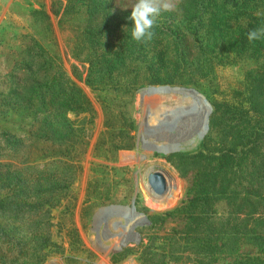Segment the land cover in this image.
<instances>
[{"label": "rangeland", "instance_id": "rangeland-1", "mask_svg": "<svg viewBox=\"0 0 264 264\" xmlns=\"http://www.w3.org/2000/svg\"><path fill=\"white\" fill-rule=\"evenodd\" d=\"M173 2L174 9L157 18L153 38L137 43L128 19L135 0L73 1V7L90 6L93 30L116 31L123 57L150 62L139 71L149 82L124 108L133 121L130 130L127 121L120 120L122 127L118 116L102 107L109 95L97 89L99 77L88 81L90 65L65 47L58 21L67 1L0 0V264L264 259L258 246L240 238L253 234L250 209L256 199L264 213L263 136L255 148L246 144L264 129V39L252 41L241 60L232 51L221 52L235 31L264 27L257 22L264 15H256L264 8L243 10L236 0ZM52 78L59 81L55 94L61 103L71 104L73 94L78 103L79 98L91 105L81 106L77 117L67 114L70 123L52 117L61 136L75 131L84 136L85 151L76 163L38 160L32 149V139L44 128L35 112H28L30 103L32 97L39 102ZM161 87L181 91L146 94ZM190 89L207 102V129L202 134V102V135L196 129L172 138L174 132L162 130L163 124L172 111L191 106L183 93ZM124 130L134 136L132 149L116 151L114 162L94 157L101 137L122 140ZM100 195L105 198L97 199ZM203 195L209 196L208 208L200 207Z\"/></svg>", "mask_w": 264, "mask_h": 264}, {"label": "trees", "instance_id": "trees-1", "mask_svg": "<svg viewBox=\"0 0 264 264\" xmlns=\"http://www.w3.org/2000/svg\"><path fill=\"white\" fill-rule=\"evenodd\" d=\"M67 6L64 13L60 16L58 21L59 30L63 36V42L69 54L81 63H88L89 67V78L94 80L99 77L100 81L97 89L99 92L107 96L109 95V100L102 101V107L108 110V114L113 116V114L118 116V122L120 120H125L129 124L130 130H134V125L132 120H128L124 115V108L126 105L132 102V99L140 86L144 83L149 82V77L146 75L141 79L139 71L144 67L147 68V64L150 62H140L137 61L135 56L129 54L123 57L122 45L123 43L116 39L118 34L116 31H110L108 26H98L97 29L93 30L90 22L87 18L90 14V6L79 4L77 7H73L74 0H66ZM236 5L240 6L241 9L252 8L253 6H260L264 8V0H236ZM79 19V25H78ZM106 22V19L102 20ZM247 22V20H244ZM257 22L264 25V17L258 18ZM94 24V23H93ZM96 24V23H95ZM243 29V28H242ZM241 31H235V38L231 41L228 40V45L221 44V52L226 53V51H232L233 54L236 53V57L241 60L249 55L250 47L253 46V42L247 39V34ZM250 31V30H249ZM123 35V34H122ZM76 38L79 40L76 42ZM19 40V39H18ZM19 42H25V39H20ZM29 48V45H25ZM252 56V55H251ZM150 65L148 66L149 69ZM146 69V70H148ZM59 88V81L52 78L49 79L44 87L45 93L41 95L38 102L37 99L32 97V102L30 103L32 107L29 113L35 112V119L41 120L40 126L44 128V131L40 132L39 138L35 140L32 139L33 148L36 152V157L38 160H50L53 161L57 158L67 159L68 161L78 162L80 157L85 151L86 141L82 133L79 131L71 132L67 134L66 137L61 136L60 132L57 130V126L51 122L52 117L58 116V118L64 120L66 123H70L67 118V114H71L77 117L79 114L83 113L81 108H90L89 102L81 103V100L75 101L73 94L68 96L69 101H64L61 103L59 96H56L55 90ZM76 89L74 90V93ZM191 97L198 96L193 92L185 91ZM76 95V93H75ZM199 99V98H198ZM65 104V105H64ZM61 106V107H60ZM209 110L205 106L204 115V127L203 132L206 130V118ZM41 118V119H39ZM122 127L125 123L120 121ZM38 125V122H36ZM32 126V125H31ZM31 129V133L33 132ZM129 132L121 131L120 135L124 139H114L112 141H104L101 137L97 142L95 147L94 157L96 159L103 160L105 162L113 161L115 152L123 149H132L135 146L134 136ZM257 133L252 137L256 139L253 143L248 140L247 145H253L256 141L261 139L263 136L264 140V129L256 131ZM262 133V134H261ZM201 134V135H202ZM68 139L66 142L65 139ZM254 147V146H252ZM255 148V147H254ZM98 167L105 169V166L96 164ZM97 190V189H96ZM49 196V195H45ZM87 196H91L88 194ZM208 195H203L202 200L208 199ZM105 198L100 195L97 199ZM200 207H209V203L206 200L204 205ZM260 205L258 200L254 201V206L251 207V221L255 222V228L253 234L250 237H240L249 240L252 244L258 246L259 250L264 253V213L259 211ZM211 209V207H210ZM209 209V210H210ZM258 216V217H256ZM257 218V219H255ZM256 220V221H255ZM237 264H264V259L255 257H245L241 258L240 262ZM167 264V263H165Z\"/></svg>", "mask_w": 264, "mask_h": 264}, {"label": "clouds", "instance_id": "clouds-1", "mask_svg": "<svg viewBox=\"0 0 264 264\" xmlns=\"http://www.w3.org/2000/svg\"><path fill=\"white\" fill-rule=\"evenodd\" d=\"M173 0H135L128 19L132 22L130 37L137 43L150 41L154 32L152 29L162 12L173 10ZM256 15H264V11H257ZM247 39L257 41L264 39V27L252 29L247 33Z\"/></svg>", "mask_w": 264, "mask_h": 264}, {"label": "bare ground", "instance_id": "bare-ground-1", "mask_svg": "<svg viewBox=\"0 0 264 264\" xmlns=\"http://www.w3.org/2000/svg\"><path fill=\"white\" fill-rule=\"evenodd\" d=\"M188 92H192V91H188ZM184 94L190 98L191 106L188 109L183 108V109H178V110L172 111L170 113V121L164 122V124H163L164 129H162V130H166L168 132L169 131L174 132L173 135H171V137L175 138L178 136H188L194 130L200 129L199 133L197 132L198 137H200L202 126H203V123H202L203 111H202V109H203V103L204 102L201 100V97H199L196 93L195 94L198 96L199 99L196 97H191L187 93H184ZM205 106L209 110L208 106L207 105H205ZM206 125H207V118H206ZM206 129H207V126H206ZM176 144H177V142L174 145H168V147L169 146L170 147H177L178 145L176 146Z\"/></svg>", "mask_w": 264, "mask_h": 264}, {"label": "water", "instance_id": "water-1", "mask_svg": "<svg viewBox=\"0 0 264 264\" xmlns=\"http://www.w3.org/2000/svg\"><path fill=\"white\" fill-rule=\"evenodd\" d=\"M186 91H192V92L196 93L199 97H201V100L204 102V104L207 105V102L204 99V97L202 95H200L198 92H196L195 90H192V89L186 90ZM171 92H179V90H176L174 88H168V87L152 88V89H149L146 92V94H162V93H171ZM184 96H187V95L184 94ZM132 210L134 211V206L132 207Z\"/></svg>", "mask_w": 264, "mask_h": 264}]
</instances>
